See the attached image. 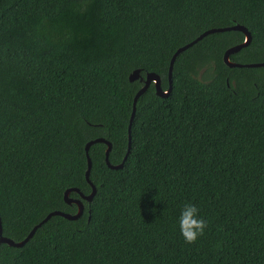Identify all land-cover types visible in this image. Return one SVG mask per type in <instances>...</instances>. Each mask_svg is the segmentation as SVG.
<instances>
[{
	"label": "trees",
	"instance_id": "obj_1",
	"mask_svg": "<svg viewBox=\"0 0 264 264\" xmlns=\"http://www.w3.org/2000/svg\"><path fill=\"white\" fill-rule=\"evenodd\" d=\"M264 0H0V264H264ZM141 78L131 82L130 75ZM129 145L131 150L129 151ZM208 227L189 245L182 207Z\"/></svg>",
	"mask_w": 264,
	"mask_h": 264
},
{
	"label": "water",
	"instance_id": "obj_2",
	"mask_svg": "<svg viewBox=\"0 0 264 264\" xmlns=\"http://www.w3.org/2000/svg\"><path fill=\"white\" fill-rule=\"evenodd\" d=\"M233 30L234 31H241L242 33H244L245 34V41H244V43H242L240 45H237V46H234V47L228 49L225 52V54H224L225 63L231 68H233V67H248V68L249 67H253V68L264 67V63L242 65V64L232 63L230 61V57H231L232 54L239 52L244 47H247L250 44V42H251L252 36H251L250 32L247 30V28H245L244 26L235 25V26H232V27H227V28H222V29H211V30L206 31L205 33L200 35L195 41H193V42L185 45L184 47L180 48L179 50H177V52L173 55V58L171 60V65H170V71H169V89H168L167 92L163 91V89L161 87V78L158 75H156L154 73H148L145 79L142 78V81L144 82V86L140 89V91L137 93V95L134 98L133 113H132V117H131V124L129 126V143L131 142V134L130 133H131L132 121H133V119L135 117V113H136V105H137L138 99L140 98L141 95H143L147 91L148 87L152 83H154L155 87H156L157 95H159L160 97H167L170 94V92L172 91V71H173V66H174V63H175L177 57L183 51H185L186 49L190 48L195 43H197L198 41L202 40L205 36H207L209 34L217 33V32L233 31ZM140 78H141L140 71L137 70V71L133 72L130 75L129 80L131 82H134V81H136V80H138ZM96 143H105L107 145L106 163L111 169H121V168H123L124 163H125V161L127 160L128 156H129V152L125 156L124 161H123L122 164H120V165H112L110 163V161H109V155H110V152L112 150L111 142L107 141L104 138H100V139H96V140H93V141H90L89 143H87L86 148H85L87 159H88V170H87V173H86V177H87L89 183L92 185V188H93L92 193L90 195L86 196L83 193H81L79 189H69V190H67L65 192V194H64V200L69 205H73V204L77 205L78 206V212L75 215L64 213V212H59V211L52 212V213H50L47 216V218L42 223H40L38 225L39 227L42 226L44 223H46L48 220H50L54 216H60V217H63L65 219H68V220H78L79 218L82 217L83 212H84V205H83V203H82V201L80 199L77 200V199L70 198L71 192L79 193L81 195L82 200H85L87 202H92L93 201V199H94V197L96 195V187L89 180L90 171H91V167H92V162H91V159H90L89 151H90L91 146L96 144ZM128 149H129V151L131 150L130 145H129ZM38 226L33 229V231L28 235V237L24 241L15 242L12 239H9V238L3 236V231H2V226H1V218H0V245L1 244H7V245H9L11 247H23L34 236L35 231L37 230Z\"/></svg>",
	"mask_w": 264,
	"mask_h": 264
},
{
	"label": "clouds",
	"instance_id": "obj_3",
	"mask_svg": "<svg viewBox=\"0 0 264 264\" xmlns=\"http://www.w3.org/2000/svg\"><path fill=\"white\" fill-rule=\"evenodd\" d=\"M178 223L181 236L189 245L195 244L204 236L208 227L206 220L200 215V209L192 203L182 207Z\"/></svg>",
	"mask_w": 264,
	"mask_h": 264
}]
</instances>
